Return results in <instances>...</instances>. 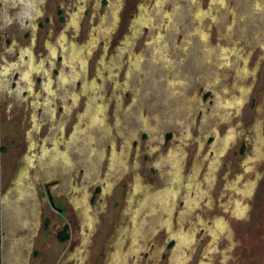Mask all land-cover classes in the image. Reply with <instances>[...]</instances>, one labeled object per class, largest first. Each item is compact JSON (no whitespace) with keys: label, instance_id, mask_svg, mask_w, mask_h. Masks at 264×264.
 <instances>
[{"label":"rangeland","instance_id":"rangeland-1","mask_svg":"<svg viewBox=\"0 0 264 264\" xmlns=\"http://www.w3.org/2000/svg\"><path fill=\"white\" fill-rule=\"evenodd\" d=\"M76 13L77 32L72 27H77ZM137 15L145 24L131 28ZM114 20L118 26L107 34ZM91 31L95 39L81 50L74 47L81 56L93 52L89 76L104 50L115 54L116 66L114 73L96 76L90 96L84 75L73 78L81 75L71 63L74 42L58 47L61 34L83 41ZM123 35L130 43L124 44ZM133 48L142 50L144 59H129ZM22 52L41 60L30 77L33 70L49 68L51 93H41L46 70L35 75V84L41 81L35 86L38 99L23 92L22 71L7 69ZM34 60L23 68L24 77ZM244 82L250 85L246 97L230 105L237 84ZM77 121L79 130L71 138ZM230 126L238 138L222 155L217 179L204 183L217 133ZM189 129L193 136L185 135ZM168 132L173 135L164 144ZM33 143L35 162L29 164L25 158L31 162L27 153ZM243 143L247 149L241 154ZM179 149L194 158L207 153L199 174L202 188L188 184L196 182L197 163L180 196L133 201L129 195L142 184H135L138 178L158 193L169 187L170 155H180ZM247 155L255 157L252 167L246 165ZM254 181L251 192L241 188L246 209L236 224L230 216L238 199L233 185ZM42 182L55 186L59 202L66 199L64 216L43 209ZM169 198L171 232L164 222ZM132 211L142 220L136 247L134 232L123 234L118 227L132 225ZM221 213L230 228L213 236L208 226ZM0 221V264H116L121 247L128 252L126 264H264V0H0ZM66 223L70 239L60 243L57 233ZM183 228L195 236L179 260Z\"/></svg>","mask_w":264,"mask_h":264},{"label":"flooded vegetation","instance_id":"flooded-vegetation-1","mask_svg":"<svg viewBox=\"0 0 264 264\" xmlns=\"http://www.w3.org/2000/svg\"><path fill=\"white\" fill-rule=\"evenodd\" d=\"M224 1V0H223ZM208 9V8H207ZM79 11V10H78ZM80 12V11H79ZM114 15H115V17L118 15V12H117V10L114 12ZM77 16H78V14L76 13V14H74V23H75V25L77 26V22H75L76 21V19H77ZM137 17H138V15L135 17V20H131V24L130 25H132L131 26V28L133 27V26H136V25H144L145 23L144 22H141L140 20H137ZM133 18V17H132ZM114 19V18H113ZM118 22L119 21H117V23H115V20H114V22H111L110 24H106L107 25V27H106V29H105V26L106 25H104V29L106 30V33L107 34H110L111 32H112V30L115 28V27H117L118 26ZM144 23V24H143ZM134 24V25H133ZM72 27H73V29H75V31L77 32V31H79L80 30V26H79V28H78V26L77 27H74L73 25H72ZM206 32H207V37L206 38H208V31L206 30V29H204ZM110 31V32H109ZM124 36V35H123ZM90 39H91V41H92V39H95V35H94V31H91V33H89L88 34V36L86 37V39L85 40H83V41H78V40H74V38H70L69 37V35H68V33L66 32V34H61V41H59L60 43H61V46H59L58 47V50H60L61 48H64V47H67L66 45H67V41L68 40H70L69 41V47L71 46V43H73L72 44V47H73V50H75V45L77 44V46L80 48V50H81V48H82V46H84V45H86V43H88L89 41H90ZM121 39V38H120ZM123 40H124V44H126V43H130V40H129V36H124L123 38H122ZM64 45V46H63ZM147 43H143V46L145 47V48H147ZM123 46V45H122ZM68 47V48H69ZM67 48V49H68ZM93 50V49H92ZM25 51V50H24ZM29 51V50H28ZM79 51V50H78ZM77 50H75L74 51V53L72 54V58H75V62L74 61H71V63H72V65H73V67L75 68L76 67V72L79 74L80 72H81V75H77V76H73V74H72V76H73V78H76V80L78 79V77H80V76H82V75H84V83H85V88H86V93H87V95H90L91 96V90L93 91L95 88H96V84H97V82H99V79L96 77V76H99L100 78H102L103 76L105 77L106 76V74H110L111 72L112 73H114L115 72V63H113V62H115V54H108L107 53V51L106 50H104V52L102 53V55L97 59V62H96V65H95V74H93L92 75V77L91 76H89V71H88V64H89V55L90 54H92L93 52L92 51H90V53H87V54H85V55H82L81 56V52L80 53H76V52H78ZM67 52H68V50H67ZM163 52V51H162ZM105 53H107V55L105 54ZM160 53H161V51H160ZM18 54H20V53H18ZM29 54V56L28 55H26L25 54V52H22L21 53V55L19 56V57H17V55H16V58H14V59H12L13 61H17V62H12L10 65H8L7 64V69L8 68H10L11 66H13V68H14V70H16V69H19V70H21L22 71V74L20 75V80L22 81V82H24V83H26V88H25V90L23 91V92H25V93H27V92H29L32 96L33 95H36L35 96V99H38L39 98V96L37 95V93H38V90L36 89V87L35 86H38V85H40L41 84V81H39V82H37L36 84H35V75L37 76L38 75V71H40V70H46L45 72H46V75H47V80H46V84H45V88H44V86L42 87V91H41V93H44L45 94V92H43L44 91V89L46 90V91H48V92H50L51 93V89H53V76L51 75V72H50V70H49V68H47V69H45V68H40V69H38V70H36V71H32V74H31V77L29 76V74L31 73V69L34 67V69H36V68H38V66L36 65V63L41 67L42 65L40 64L41 63V60H39L37 57H36V55L35 54H33L32 52H30V53H28ZM53 54V53H52ZM57 54V53H56ZM55 54V55H56ZM128 56H129V59H133L134 60V62H139L140 61V59H141V57H142V59H144L143 58V56H145V53L142 51V50H138V49H135V48H133V50L132 51H129L128 52V54H127ZM161 55V54H160ZM31 57H33L35 60L33 61V62H31L30 63V65H29V67L25 70V73H26V75H27V77L25 76L24 77V67H26V65H27V63H28V61L31 59ZM67 57V56H66ZM59 59H61V56H59L58 57ZM62 60V59H61ZM66 60V59H65ZM65 62V64H66V66L65 67H67V69H69L68 71L69 72H71L72 73V70H70L71 69V66L66 62V61H64ZM85 63V67H80L81 66V64H84ZM106 63V64H105ZM79 67V69H78V67ZM108 66H109V69H110V71L107 69L108 68ZM6 69V68H5ZM5 69H3V70H5ZM9 70V69H8ZM79 70H80V72H79ZM114 71V72H113ZM41 72V71H40ZM65 73V72H64ZM101 73H102V75L103 76H101ZM50 77H51V79H50ZM63 77H66V74H64L63 75ZM63 77H62V80L63 81H66V80H64L63 79ZM68 77H70V76H68ZM89 78V80L91 81V85L90 86H88V83L86 82V79L85 78ZM50 79V81H48ZM13 84L16 82V80H17V74H15L14 75V78H13ZM96 80V81H95ZM94 81L96 82V84H93L94 83ZM93 82V83H92ZM49 83H51L50 84V86L48 85ZM32 84V86H30ZM79 86V85H78ZM237 86H238V92L237 93H235L236 95L235 96H239V94L241 93V88L242 87H247V91H246V93H245V96H244V98L246 97V95H247V93H248V90H249V88H250V85L248 84V83H246V82H244V83H242L240 86L237 84ZM50 87H51V89H50ZM80 90V89H79ZM75 93H74V97H77V95H79L78 94V90H76V91H74ZM24 93V94H25ZM47 94V93H46ZM211 95V93L209 92V96ZM233 96V95H232ZM234 96V97H235ZM227 97H229V96H227ZM233 97V98H234ZM84 98V97H83ZM243 98V99H244ZM85 99V98H84ZM243 99L241 100V102L243 101ZM88 100V99H87ZM226 100V99H225ZM97 102H99V104H100V101L99 100H97ZM80 103V102H79ZM105 103V102H104ZM83 106H84V104H83ZM86 106H87V104H86ZM86 106H84V107H86ZM84 107L82 108V109H80V110H84ZM224 107H226V106H224ZM234 108H236V107H234ZM80 110H77L78 112L80 111ZM226 110H228L227 108H226ZM53 112V111H52ZM81 112V111H80ZM81 115V114H80ZM34 117V116H33ZM34 122H36L35 120H34ZM79 127H80V124H79V121H77L76 122V125H74V127H73V129H72V131L70 132V134H71V138H73V136H75L76 135V133L78 132V130H79ZM76 128V129H75ZM234 130L235 131V134H234V136H233V138H232V140H230V142L229 143H227V144H225V143H223V141H224V137H225V135H227L226 133H227V131H229V130ZM40 130H42V128L40 129ZM219 134V135H218ZM172 135H173V133L172 132H168L166 135H165V137H164V139H165V141H164V144L166 143V142H168L171 138H172ZM185 135L186 136H193V134H192V130H186L185 131ZM238 135H239V133H238V131H237V129L236 128H234L233 126H230V127H228L227 129H226V131H225V133L223 134V135H220V133L218 132L217 133V140H216V144H215V148H214V153H210V156L208 155V157H209V163L211 164V166L212 167H210L209 169H208V171L205 173V175H204V177H206V179L207 180H205L204 179V183H207V182H210V183H212L213 181H215V179H217V172H219V167H220V163L222 162V155L225 153V151L227 150V148L229 147V145H230V143H232L233 141H236L237 140V138H238ZM222 136V137H221ZM163 143V142H162ZM32 146L33 147H31L30 148V151H29V153H27V154H29V156L31 157V162H29V161H27L26 160V158H25V161L27 162V163H29V164H33L35 161H34V159H33V156H34V154H33V152L32 151H35V153H36V149H37V146L36 145H34V143L32 144ZM39 148V147H38ZM183 148L185 149V144L183 145ZM241 149H240V153L241 154H244L245 153V151H246V149H247V145H246V143H243L242 145H241V147H240ZM201 149L202 148H200V147H198V151L200 150L201 151ZM175 150V149H174ZM181 150H183V149H179V151H181ZM169 151H170V149H168L167 150V152L169 153ZM176 151V150H175ZM198 151H197V155H198ZM118 152V151H117ZM63 153V152H62ZM181 154L180 155H177V154H175L174 153V151H172V153H171V158H172V160H173V164H174V167L172 168V171L170 172V175L169 176H171V178L173 179H171V182L169 183V187H167V188H165V189H163V190H161V191H159V193H158V191L156 190V189H153V188H151V187H149V186H147V187H149V189H146V186H145V183L141 180V179H136L135 180V184H139V182L141 181V185H140V187H136L135 188V191L133 190L132 191V193H130V198H133V201H135L136 199H138V197H140L139 199H140V201L142 200L143 202H145V196H149L150 198H154V197H158V196H160V195H164V196H167V197H173V198H176V197H178V196H180L181 194V182L182 181H184V183L183 184H187L188 182L186 181V179L189 181V179L191 178V177H193L192 175H194L196 172L194 171V169H195V166H196V164L198 163V165H199V169H198V172L196 173V182H194V183H192V184H190V183H188L190 186H193L194 188L197 186V185H199L201 188H202V185H200V182H198L199 181V174H200V170H201V166H202V163H203V161H204V159L206 158V156H207V153H205L204 155H201L202 157H200V156H197V157H192L191 156V152H189V153H187V151H186V153L185 152H183V151H181L180 152ZM194 153V152H193ZM26 154V155H27ZM66 154V152H64V155ZM213 154H214V156H213ZM26 155H25V157H26ZM177 157V161H175V158ZM183 157V159L181 160V158ZM244 159H246V165L248 166V167H250V165L252 166V164H251V161H254L255 160V157H254V155L253 156H250V155H247ZM206 160V159H205ZM253 163V162H252ZM185 164L189 167V169H188V171L186 172V170H185ZM250 164V165H249ZM20 168H22V167H20ZM24 169V168H23ZM177 169L178 170H180V172H181V174H182V179L180 178L179 179V181H178V177L176 176V174L177 173H175V176L177 177H174V173L173 172H177ZM192 172V173H191ZM173 174V175H172ZM189 175V176H188ZM174 178H173V177ZM190 177V178H189ZM218 177H219V175H218ZM176 178V180H174ZM225 179V178H224ZM176 181H178V182H176ZM186 181V182H185ZM49 183L50 182H42V186H43V190H41V192H40V194H39V200H40V203H41V205H42V207H43V209L47 212V209H50V210H53V211H55V212H59V214H61V216H64L63 214L66 212V210H67V208H66V199L65 200H63V201H58V199H57V196L53 193V191H54V189H55V186H53V187H50L49 186ZM254 183V184H253ZM144 184V185H143ZM251 184H253V185H251ZM256 184V182L254 181V182H251V183H249L248 185H247V187L246 186H241L238 182L237 183H234V190L236 191V193H237V197H238V199L236 200H234V202L232 203V205H231V207H230V213H231V218L233 219V221L236 223V224H240L243 220H242V215L243 214H245L244 213V210L246 209V206H244L243 205V202L241 201V199L242 198H244L243 196H244V192H251L252 191V187L254 186ZM251 187H250V186ZM251 189H250V188ZM139 188H141V190L139 191ZM143 188V189H142ZM241 188H245V190H244V192H242L241 191ZM144 190V191H143ZM147 190H148V192H147ZM138 191V192H137ZM146 191V192H145ZM141 193V194H140ZM156 195H155V194ZM158 199H160L159 197H158ZM69 201V200H68ZM169 201H170V198H169ZM143 202H142V205H143ZM130 206H131V204L130 205H128L127 207H128V209L126 208L125 210H127L128 211V213L131 211L130 210ZM238 208V209H237ZM1 209H2V207H1ZM167 210H168V212H165L166 214H168V217L166 218V220L164 219V222L169 226V229H170V232L171 231H173V228H172V225H171V220H172V215H173V210H174V207H173V203L170 201V204L168 205V207L166 208ZM49 211V210H48ZM1 213H2V211H1ZM125 213H127L126 211H125ZM133 217H137V222H138V224H139V230H140V235H138L139 237L137 238L138 240H139V238H140V236H141V234H142V231H141V216L139 215V213L138 212H135L134 211V213H133V211L130 213V218L132 219L131 220V226H130V231L131 230H137V229H135V227L133 226ZM219 220V221H218ZM50 218H46L45 219V222H44V228L47 230L48 228H49V224H50ZM217 221L218 222H223L224 221V223H225V225H219L220 223H217ZM89 222V221H88ZM89 224L91 225V222H89ZM119 227V229L121 228L120 226H118ZM133 228V229H132ZM230 227H229V223H228V221H227V219H226V217H225V215H224V213H221V214H219V215H217L216 217H215V219H214V222H213V225H210V226H208V229L210 230V232H212V235L213 236H215V235H217V234H219L220 232H222L223 230H228ZM133 230V231H134ZM134 231V232H135ZM227 232V231H226ZM120 233H121V229H120ZM214 233H215V235H214ZM179 234L181 235V237H179V240L180 241H182L184 244H182V243H179V248H180V252H182V254H184L183 252L185 251V250H187V247L188 246H190L191 245V243H192V240H194V236H195V232H194V230H186L185 228H183V229H181L180 231H179ZM65 236H67L66 238H64V239H61L62 237H65ZM57 239L60 241V243H64V242H67V241H69V239H70V234H69V223H66V224H64V226H63V228L57 233ZM133 243L132 244H135V240H134V238H133ZM136 244H138L139 245V243H136ZM169 246H170V248H172L173 246H174V241H172L170 244H169ZM77 255H80V253H77ZM2 257V231H1V221H0V262H1V258ZM179 260H181V256H180V254H179ZM180 262V261H179ZM181 263V262H180ZM201 264V263H200Z\"/></svg>","mask_w":264,"mask_h":264},{"label":"bare ground","instance_id":"bare-ground-1","mask_svg":"<svg viewBox=\"0 0 264 264\" xmlns=\"http://www.w3.org/2000/svg\"><path fill=\"white\" fill-rule=\"evenodd\" d=\"M146 13V12H145ZM246 91H247V87L245 86V87H242L241 88V93L239 94V96H235L234 98H232V103L230 102V101H228L229 103H230V105H234L233 103H235V105H237L238 106V104L241 102V100L244 98V96H245V93H246ZM231 108V107H230ZM234 134H235V131H229V133L224 137V141H223V143H225V144H227V143H229L230 142V140H232V138H233V136H234ZM175 161H177V157L175 158ZM247 164V163H246ZM250 165V164H249ZM251 166V165H250ZM252 167V166H251ZM24 171V170H23ZM174 173V177H176L177 179H178V181H179V179L181 178L182 179V174H181V172H180V170H178L177 169V172L175 171V172H173ZM175 173H177L176 174V176H175ZM173 175V174H172ZM195 175V174H194ZM194 175H192V176H194ZM189 176V175H188ZM173 177V176H172ZM173 177V178H174ZM176 178L174 179V180H176ZM172 179V178H171ZM173 180V179H172ZM178 181H176V182H178ZM181 183H183V181L181 182ZM251 183V182H250ZM254 184V183H253ZM253 184H251V185H253ZM144 185V184H143ZM146 185V184H145ZM250 186V185H249ZM140 187V186H139ZM251 187V186H250ZM249 187V188H250ZM253 188V187H252ZM143 189V188H142ZM146 189H149V187H147L146 186ZM141 190V188H139V191ZM144 191V190H143ZM205 191H207V190H205ZM138 192V191H137ZM146 192V191H145ZM147 192H148V190H147ZM141 194V193H140ZM141 197V196H140ZM142 201V200H141ZM238 209V208H237ZM131 210V209H130ZM88 213V212H87ZM89 214V213H88ZM91 217V216H90ZM92 218V217H91ZM92 219H94V217L92 218ZM219 221V220H218ZM217 221V223H220L219 225H225V223H224V221L223 222H218ZM133 226L135 227V229H137L134 233H133V238H134V240L136 241L137 240V238L139 237L138 235H140V230H139V224H138V222H137V217H133ZM121 228V233H123V234H127V233H130L129 232V230H130V226L129 225H126V224H123V226H120ZM123 244V243H122ZM136 245V243L135 244H132V246L134 247ZM129 246V245H128ZM131 246V247H132ZM121 247V246H120ZM136 247V246H135ZM129 250V249H128ZM137 250V249H136ZM128 253V252H127ZM126 253V249L125 248H122L121 247V249H120V251L118 252V258H119V262H117L116 264H126L127 263V257H128V254ZM112 254V253H111ZM117 254V253H116ZM180 254V256H181V259H182V256H183V254H182V252H180L179 253ZM114 255V254H113ZM111 256V255H110ZM187 256V255H186ZM115 257V256H114ZM130 259V258H129ZM130 262V261H129ZM184 262V261H183Z\"/></svg>","mask_w":264,"mask_h":264},{"label":"trees","instance_id":"trees-1","mask_svg":"<svg viewBox=\"0 0 264 264\" xmlns=\"http://www.w3.org/2000/svg\"><path fill=\"white\" fill-rule=\"evenodd\" d=\"M67 236H65V237H62L61 239H64V238H66Z\"/></svg>","mask_w":264,"mask_h":264}]
</instances>
